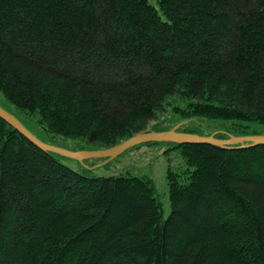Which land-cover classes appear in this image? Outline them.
Instances as JSON below:
<instances>
[{"label":"trees","instance_id":"16d2710c","mask_svg":"<svg viewBox=\"0 0 264 264\" xmlns=\"http://www.w3.org/2000/svg\"><path fill=\"white\" fill-rule=\"evenodd\" d=\"M0 94L97 149L169 107L260 135L264 0H0ZM172 149L166 217L149 177H90L0 118V264H264V146Z\"/></svg>","mask_w":264,"mask_h":264},{"label":"rangeland","instance_id":"374dc122","mask_svg":"<svg viewBox=\"0 0 264 264\" xmlns=\"http://www.w3.org/2000/svg\"><path fill=\"white\" fill-rule=\"evenodd\" d=\"M0 105L6 110L14 111L13 106L0 94ZM25 123L28 129L32 131L38 138L45 143L72 151H95L99 150L93 145H89L82 140L78 139H52L50 135L35 118H29L23 115ZM186 121L179 116L173 109L169 107L167 112L161 115L158 122L153 123L151 126L161 125L168 131L173 129L178 124ZM203 124V125H202ZM230 123L216 122V121H203L200 127L191 123L188 125L196 131L200 132V135L210 136L219 132L227 133L226 139L230 136H234L231 132L224 130V127L228 129ZM224 125V126H223ZM181 128V127H180ZM259 130L260 135H264V128L261 126L254 127ZM263 132V133H262ZM190 133V132H185ZM173 143L171 142H157L154 144H143L133 147L121 155L112 158H87L82 162L57 154L58 159L69 167L84 173L90 177H111L120 174H126L130 176L149 177L153 180L157 196L164 205L166 217L171 212L170 207V194L167 182V173L170 167L175 168L181 164V157L178 150L172 149ZM175 170V169H174Z\"/></svg>","mask_w":264,"mask_h":264},{"label":"water","instance_id":"95a60500","mask_svg":"<svg viewBox=\"0 0 264 264\" xmlns=\"http://www.w3.org/2000/svg\"><path fill=\"white\" fill-rule=\"evenodd\" d=\"M0 118L6 121L9 125L14 127L20 134L28 139L33 145L39 149L55 154H59L65 157H70L77 161L82 162L87 158H115L125 151L145 143L152 142H171L176 144H205L212 145L223 149H249L258 146H264V135H247V136H230L228 139H220L216 137V134L210 136H204L196 133L180 132L179 129L185 124L190 123L191 120H186L173 129L168 131H148L138 133L129 139L119 143L116 146L99 149L95 151H80L72 152L48 143H45L38 138L32 131H30L22 121L6 110L0 105Z\"/></svg>","mask_w":264,"mask_h":264},{"label":"bare ground","instance_id":"6f19581e","mask_svg":"<svg viewBox=\"0 0 264 264\" xmlns=\"http://www.w3.org/2000/svg\"><path fill=\"white\" fill-rule=\"evenodd\" d=\"M228 139V138H227ZM192 145H194V144H192Z\"/></svg>","mask_w":264,"mask_h":264}]
</instances>
